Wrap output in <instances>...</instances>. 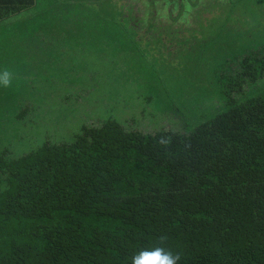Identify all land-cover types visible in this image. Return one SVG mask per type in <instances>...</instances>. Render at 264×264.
<instances>
[{
	"label": "trees",
	"instance_id": "obj_1",
	"mask_svg": "<svg viewBox=\"0 0 264 264\" xmlns=\"http://www.w3.org/2000/svg\"><path fill=\"white\" fill-rule=\"evenodd\" d=\"M70 3L38 0L41 37L60 48L74 32ZM32 8L0 0V23L40 31L24 17ZM219 81L224 109L189 133L109 119L70 143L0 156V264H129L161 234L180 264H264V45L235 56Z\"/></svg>",
	"mask_w": 264,
	"mask_h": 264
},
{
	"label": "rangeland",
	"instance_id": "obj_2",
	"mask_svg": "<svg viewBox=\"0 0 264 264\" xmlns=\"http://www.w3.org/2000/svg\"><path fill=\"white\" fill-rule=\"evenodd\" d=\"M84 1L64 12L74 32L57 39L69 49L41 37L38 0L24 17L40 31L0 27L16 43L0 69L18 76L0 88V156L70 143L109 119L129 131L189 133L224 109L219 74L264 45V0Z\"/></svg>",
	"mask_w": 264,
	"mask_h": 264
},
{
	"label": "clouds",
	"instance_id": "obj_3",
	"mask_svg": "<svg viewBox=\"0 0 264 264\" xmlns=\"http://www.w3.org/2000/svg\"><path fill=\"white\" fill-rule=\"evenodd\" d=\"M18 76L7 67L0 69V88H9L12 86L13 80ZM166 142L163 138L159 141ZM167 235L161 234L156 238V243L151 247L138 249L130 257L129 264H180L181 255L179 252H173L166 247Z\"/></svg>",
	"mask_w": 264,
	"mask_h": 264
},
{
	"label": "crops",
	"instance_id": "obj_4",
	"mask_svg": "<svg viewBox=\"0 0 264 264\" xmlns=\"http://www.w3.org/2000/svg\"><path fill=\"white\" fill-rule=\"evenodd\" d=\"M13 18H11V19H9L10 21H13L12 20ZM18 18H16V19H14L15 21H13L14 22V25H16V24H18L19 22H20V19L19 20H17ZM1 26H3V24L2 23H0V27ZM1 53H6L7 55H9V54H11V52L8 50V49H5V50H3L2 51V49H0V55H1ZM1 57V56H0ZM8 57H6V58H2V59H7ZM10 59V58H9ZM9 60H6V62H3V63H7ZM2 63V64H3Z\"/></svg>",
	"mask_w": 264,
	"mask_h": 264
}]
</instances>
